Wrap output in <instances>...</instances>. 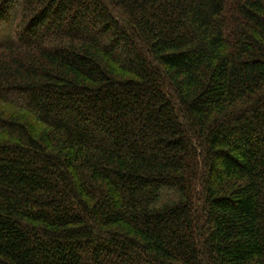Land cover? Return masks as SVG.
Listing matches in <instances>:
<instances>
[{"label":"trees","instance_id":"16d2710c","mask_svg":"<svg viewBox=\"0 0 264 264\" xmlns=\"http://www.w3.org/2000/svg\"><path fill=\"white\" fill-rule=\"evenodd\" d=\"M0 264H264V0H0Z\"/></svg>","mask_w":264,"mask_h":264}]
</instances>
